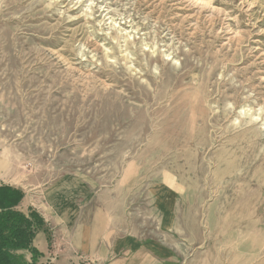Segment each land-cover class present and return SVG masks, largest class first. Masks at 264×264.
<instances>
[{"label":"rangeland","instance_id":"374dc122","mask_svg":"<svg viewBox=\"0 0 264 264\" xmlns=\"http://www.w3.org/2000/svg\"><path fill=\"white\" fill-rule=\"evenodd\" d=\"M0 185L26 214L264 264V0H0Z\"/></svg>","mask_w":264,"mask_h":264},{"label":"crops","instance_id":"0c3cea01","mask_svg":"<svg viewBox=\"0 0 264 264\" xmlns=\"http://www.w3.org/2000/svg\"><path fill=\"white\" fill-rule=\"evenodd\" d=\"M17 210L21 211L20 203ZM36 212L42 217L45 227L51 221L59 232L66 235H62L65 238L64 244L56 245L52 250L49 249L47 241L41 242L45 234L44 230L36 234L35 239L40 245L39 248L34 242L33 245L42 254L38 258L40 264H218L217 257L212 256L211 252L196 253L187 260L184 257L185 249L181 244L170 245V242L169 245L160 244L150 239L139 238L131 231L124 233L106 231L104 225L99 229L98 224L92 230L87 229V223L72 219V211L65 219L59 216L52 219L49 214L46 216ZM166 215L164 221L169 223V226L167 225L168 229L165 233L169 234L173 221H170L171 214Z\"/></svg>","mask_w":264,"mask_h":264},{"label":"trees","instance_id":"16d2710c","mask_svg":"<svg viewBox=\"0 0 264 264\" xmlns=\"http://www.w3.org/2000/svg\"><path fill=\"white\" fill-rule=\"evenodd\" d=\"M23 196L18 189L0 185V264H40L42 254L33 242L45 223L35 210L27 214L17 210Z\"/></svg>","mask_w":264,"mask_h":264}]
</instances>
